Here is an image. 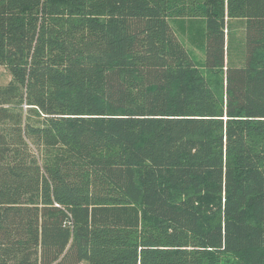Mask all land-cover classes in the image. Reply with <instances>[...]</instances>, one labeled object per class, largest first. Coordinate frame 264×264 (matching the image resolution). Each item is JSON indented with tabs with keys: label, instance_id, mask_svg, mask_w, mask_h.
I'll return each mask as SVG.
<instances>
[{
	"label": "trees",
	"instance_id": "trees-1",
	"mask_svg": "<svg viewBox=\"0 0 264 264\" xmlns=\"http://www.w3.org/2000/svg\"><path fill=\"white\" fill-rule=\"evenodd\" d=\"M0 264H264V0H0Z\"/></svg>",
	"mask_w": 264,
	"mask_h": 264
},
{
	"label": "rangeland",
	"instance_id": "rangeland-1",
	"mask_svg": "<svg viewBox=\"0 0 264 264\" xmlns=\"http://www.w3.org/2000/svg\"><path fill=\"white\" fill-rule=\"evenodd\" d=\"M10 78V75L6 70L0 67V83H6Z\"/></svg>",
	"mask_w": 264,
	"mask_h": 264
}]
</instances>
